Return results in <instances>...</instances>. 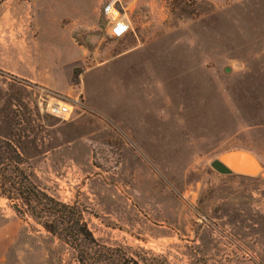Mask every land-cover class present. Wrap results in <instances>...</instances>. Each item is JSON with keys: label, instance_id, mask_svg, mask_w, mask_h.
Returning a JSON list of instances; mask_svg holds the SVG:
<instances>
[{"label": "rangeland", "instance_id": "1", "mask_svg": "<svg viewBox=\"0 0 264 264\" xmlns=\"http://www.w3.org/2000/svg\"><path fill=\"white\" fill-rule=\"evenodd\" d=\"M109 1L0 0V142L121 264H264V177L211 165L235 148L264 165V0H119L120 38ZM0 264L80 263L0 196Z\"/></svg>", "mask_w": 264, "mask_h": 264}, {"label": "trees", "instance_id": "2", "mask_svg": "<svg viewBox=\"0 0 264 264\" xmlns=\"http://www.w3.org/2000/svg\"><path fill=\"white\" fill-rule=\"evenodd\" d=\"M0 148V196L7 198L19 213L23 211L37 218L49 233L69 245L80 264H100L111 260L121 264L119 251L94 250L97 239L84 222L78 205L62 203L42 189L35 181L34 173L24 167L27 160L11 141L0 142ZM11 152L13 156L6 157ZM143 262L156 264L148 259ZM133 263L139 264L137 261Z\"/></svg>", "mask_w": 264, "mask_h": 264}, {"label": "built area", "instance_id": "3", "mask_svg": "<svg viewBox=\"0 0 264 264\" xmlns=\"http://www.w3.org/2000/svg\"><path fill=\"white\" fill-rule=\"evenodd\" d=\"M119 0H111L104 6V15L108 20L110 36L120 38L125 36L131 29V23L127 17L121 14L116 6ZM39 109L43 112L68 119L73 114L71 104L58 98L47 91H42L37 97Z\"/></svg>", "mask_w": 264, "mask_h": 264}, {"label": "water", "instance_id": "4", "mask_svg": "<svg viewBox=\"0 0 264 264\" xmlns=\"http://www.w3.org/2000/svg\"><path fill=\"white\" fill-rule=\"evenodd\" d=\"M211 165L213 169L223 175L264 177L263 163L254 153L244 148H235L222 153Z\"/></svg>", "mask_w": 264, "mask_h": 264}, {"label": "crops", "instance_id": "5", "mask_svg": "<svg viewBox=\"0 0 264 264\" xmlns=\"http://www.w3.org/2000/svg\"><path fill=\"white\" fill-rule=\"evenodd\" d=\"M130 21V20H129ZM108 30H109V26H108ZM71 32V31H70ZM90 69H92V68H90ZM89 69V70H90ZM48 84V86H50V88H52V89H54V90H56L57 88H58V83L57 82H53V81H49V83H47Z\"/></svg>", "mask_w": 264, "mask_h": 264}]
</instances>
